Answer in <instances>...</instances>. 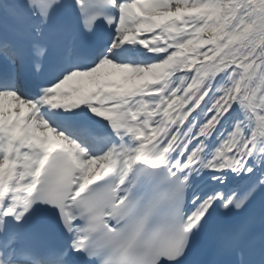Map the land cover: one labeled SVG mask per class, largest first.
Segmentation results:
<instances>
[{"label":"snow or ice","instance_id":"obj_1","mask_svg":"<svg viewBox=\"0 0 264 264\" xmlns=\"http://www.w3.org/2000/svg\"><path fill=\"white\" fill-rule=\"evenodd\" d=\"M0 264H264V0H0Z\"/></svg>","mask_w":264,"mask_h":264}]
</instances>
